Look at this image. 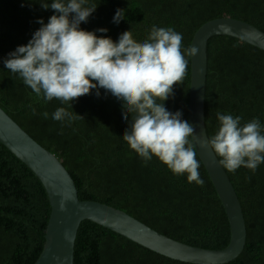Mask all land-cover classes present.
I'll return each mask as SVG.
<instances>
[{"label":"trees","instance_id":"1","mask_svg":"<svg viewBox=\"0 0 264 264\" xmlns=\"http://www.w3.org/2000/svg\"><path fill=\"white\" fill-rule=\"evenodd\" d=\"M52 0H0V107L31 138L55 154L73 178L81 201L106 204L125 212L153 230L184 244L224 249L230 227L218 194L200 161L203 186L189 183L153 157L145 162L131 150L123 135L129 119L123 101L99 89L75 101H46L3 61L18 46L27 45L43 20L55 13L41 5ZM97 8L80 28L118 41L131 31L137 42L147 39L153 26L171 27L182 34V50L190 46L204 23L229 16L264 32V0H88ZM123 10L117 24L113 17ZM107 29L106 33L97 31ZM187 74L173 86L164 102L172 113L188 121L190 57ZM64 107L76 118L55 121ZM49 114L48 118L43 113ZM217 112L259 119L264 130V51L228 36H216L207 46L205 126L208 138L218 129ZM192 147L191 137L189 138ZM219 159V157H217ZM241 203L247 229L244 250L228 264H264V163L234 173L224 169ZM50 215L41 182L0 144V264H34L44 245ZM74 264H187L158 255L90 221L80 224Z\"/></svg>","mask_w":264,"mask_h":264},{"label":"clouds","instance_id":"2","mask_svg":"<svg viewBox=\"0 0 264 264\" xmlns=\"http://www.w3.org/2000/svg\"><path fill=\"white\" fill-rule=\"evenodd\" d=\"M88 0H52L41 5L55 13L36 30L27 45L18 46L3 61L4 66L18 74L25 85L46 101H75L93 89L111 93L123 101V117H131L123 135L131 150L145 162L153 157L176 175L187 174L189 183L204 185L200 161L192 147L194 127L172 113L164 102L173 94V86L187 74V57L197 55L189 46L182 50V34L173 28L153 26L147 39L137 42L131 31L122 33L114 42L106 36L82 30L96 6ZM117 9L114 23L123 19ZM106 33L107 29H98ZM43 117L49 114L44 112ZM81 116L64 107L52 114L55 121H69ZM217 131L201 146H207L219 157V164L229 172L244 167L252 170L264 163V130L259 119L241 123L242 117L217 112Z\"/></svg>","mask_w":264,"mask_h":264},{"label":"water","instance_id":"3","mask_svg":"<svg viewBox=\"0 0 264 264\" xmlns=\"http://www.w3.org/2000/svg\"><path fill=\"white\" fill-rule=\"evenodd\" d=\"M216 36L233 37L264 51V32L249 23L224 16L200 26L190 44L198 49L197 55L190 57L188 122L194 127L191 140L226 212L229 244L221 250L193 247L160 234L121 210L99 202L79 200L75 182L61 161L31 138L0 107V144L41 182L50 205L43 249L34 264H74L75 240L84 221L182 263L228 264L240 256L247 238L241 203L217 156L206 145L201 146V142L208 139L204 113L207 46Z\"/></svg>","mask_w":264,"mask_h":264}]
</instances>
